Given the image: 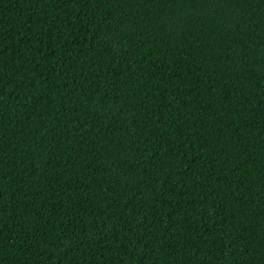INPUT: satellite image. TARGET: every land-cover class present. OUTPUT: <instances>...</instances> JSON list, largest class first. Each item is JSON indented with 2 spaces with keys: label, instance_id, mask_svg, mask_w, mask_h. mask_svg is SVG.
<instances>
[{
  "label": "trees",
  "instance_id": "obj_1",
  "mask_svg": "<svg viewBox=\"0 0 264 264\" xmlns=\"http://www.w3.org/2000/svg\"><path fill=\"white\" fill-rule=\"evenodd\" d=\"M0 264H264V0H0Z\"/></svg>",
  "mask_w": 264,
  "mask_h": 264
}]
</instances>
